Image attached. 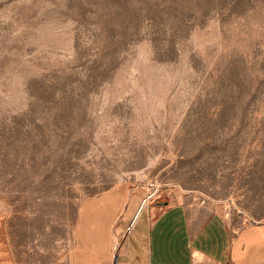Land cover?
I'll return each mask as SVG.
<instances>
[{"label": "rangeland", "instance_id": "374dc122", "mask_svg": "<svg viewBox=\"0 0 264 264\" xmlns=\"http://www.w3.org/2000/svg\"><path fill=\"white\" fill-rule=\"evenodd\" d=\"M118 183L264 219V0H0V263Z\"/></svg>", "mask_w": 264, "mask_h": 264}, {"label": "crops", "instance_id": "0c3cea01", "mask_svg": "<svg viewBox=\"0 0 264 264\" xmlns=\"http://www.w3.org/2000/svg\"><path fill=\"white\" fill-rule=\"evenodd\" d=\"M138 195L118 183L82 201L69 248L47 264H264V219L232 222L228 206L181 194L148 202L130 227Z\"/></svg>", "mask_w": 264, "mask_h": 264}, {"label": "water", "instance_id": "95a60500", "mask_svg": "<svg viewBox=\"0 0 264 264\" xmlns=\"http://www.w3.org/2000/svg\"><path fill=\"white\" fill-rule=\"evenodd\" d=\"M153 194H154V193H153ZM153 194H149L147 197H145V198L142 200V202H141V204H140V206H139V208H138V210H137V212H136V214H135V216H134V219L132 220V222H131V224H130V227H132V226L134 225V222L136 221V219L138 218V216H139V214H140L142 208H143L144 205L146 204V200H147V198H149V197L152 196Z\"/></svg>", "mask_w": 264, "mask_h": 264}]
</instances>
